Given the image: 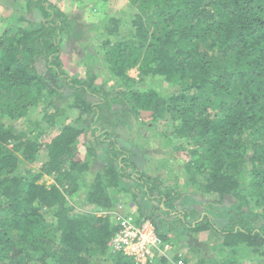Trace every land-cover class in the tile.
<instances>
[{"label":"trees","instance_id":"16d2710c","mask_svg":"<svg viewBox=\"0 0 264 264\" xmlns=\"http://www.w3.org/2000/svg\"><path fill=\"white\" fill-rule=\"evenodd\" d=\"M23 1L0 35V264H141L111 248L123 196L171 244L146 264L264 257V0H126L125 29L109 14L94 28L86 65L108 70L100 82L63 66L64 36L86 32L77 16ZM139 119L175 122L183 194L145 174L144 147L120 144ZM186 230L207 231L215 256L190 243L177 255Z\"/></svg>","mask_w":264,"mask_h":264},{"label":"rangeland","instance_id":"374dc122","mask_svg":"<svg viewBox=\"0 0 264 264\" xmlns=\"http://www.w3.org/2000/svg\"><path fill=\"white\" fill-rule=\"evenodd\" d=\"M50 1L61 7V9L66 11L70 16H77L78 24H83L82 28L86 31L82 34V38L73 39L70 40V42L67 40L66 36H64L61 50L63 66L67 71L69 70L70 73L79 72L78 74L76 73V76L78 77H85L86 73L84 70L87 68L89 71L97 74L96 82H100L102 79L107 78V76H109L108 70L101 68L99 64H93L92 66L86 65V62L89 61L88 59L91 57L89 56V52L92 53L94 51L92 46L93 43L98 41L97 38L94 37L97 34V31H95L94 28L98 26L97 22L101 23V19L109 14L110 16H119L123 29H125L128 26L129 19L131 18L134 9L126 0H85L82 3L74 0ZM24 11L23 0H0V35L9 27L11 22L9 19L12 18V15L24 14ZM39 16L40 13L37 9H32L30 13H25V17L30 18L31 20L33 19L34 22L38 20ZM84 46H86V48H84ZM127 73L136 80L138 79V70L136 68L129 69ZM145 86L146 85L139 82L137 87L143 88ZM39 113H41V111L38 109L31 115V118H37ZM72 119L73 118L69 117L66 121ZM138 124V127L133 128V133L122 131L119 138L120 144L125 145L127 148H136L137 146L140 148L144 147V154L152 161V164H149V167L144 169L145 174L147 173L149 176L155 175L158 183L160 182L161 185L168 188L173 186V188L181 189L180 193L183 194V192L186 191L185 184L189 183L187 176L184 172L182 173L178 161L174 158L176 152L173 147L178 140L175 137L173 129L175 122L171 120H162L152 124L148 119L144 121L139 119ZM136 134H139V136L134 139ZM131 141H133L135 145H133ZM134 153L135 156H137V151H134ZM152 165L153 167H151ZM38 182H44L48 185L52 182V179L48 176H43ZM193 188L194 186L192 187V185H188L187 191L192 190ZM125 198V196H123V198L121 197V200H126V202L123 203L121 212L125 214L130 212L136 218L138 216L137 210H134L133 207L130 208V205L127 206V198ZM202 198L206 200L211 197L203 196ZM129 200H133L137 204L136 201L139 199L135 198L134 200V198H130ZM229 200V202H232L234 199L230 198ZM130 203L133 202L131 201ZM153 221L158 223L157 216L153 217ZM207 233V231H204L198 234H189V231L186 230L185 236L180 242L175 243L176 247L174 252L180 257L184 256L187 254L188 250H190L189 245L192 244V246L194 245V248L199 249L200 251L202 250L204 256H215L216 248L214 245L212 244V246L208 248L206 243H204ZM167 235L171 236L172 234L167 232ZM176 264H178L177 261ZM244 264H264V257L261 256L260 258L248 260Z\"/></svg>","mask_w":264,"mask_h":264},{"label":"built area","instance_id":"2783aa9c","mask_svg":"<svg viewBox=\"0 0 264 264\" xmlns=\"http://www.w3.org/2000/svg\"><path fill=\"white\" fill-rule=\"evenodd\" d=\"M114 219L118 226L111 240L113 251H120L131 257L135 263L146 264L155 257L166 255L171 244L164 242L158 236L155 226L150 219L142 218L136 222L130 213L115 211ZM182 264L181 261H179Z\"/></svg>","mask_w":264,"mask_h":264},{"label":"crops","instance_id":"0c3cea01","mask_svg":"<svg viewBox=\"0 0 264 264\" xmlns=\"http://www.w3.org/2000/svg\"><path fill=\"white\" fill-rule=\"evenodd\" d=\"M130 204H131V203H130ZM131 207H133V208H134V210H137V209H136V207L134 206V204H133V206H131ZM128 213H129V212H128Z\"/></svg>","mask_w":264,"mask_h":264},{"label":"bare ground","instance_id":"6f19581e","mask_svg":"<svg viewBox=\"0 0 264 264\" xmlns=\"http://www.w3.org/2000/svg\"><path fill=\"white\" fill-rule=\"evenodd\" d=\"M181 262H182V261H181ZM177 263L180 264L179 261H177Z\"/></svg>","mask_w":264,"mask_h":264},{"label":"clouds","instance_id":"9594fccd","mask_svg":"<svg viewBox=\"0 0 264 264\" xmlns=\"http://www.w3.org/2000/svg\"><path fill=\"white\" fill-rule=\"evenodd\" d=\"M133 211V210H132ZM130 213V212H129ZM131 214V213H130ZM133 215V214H132ZM148 219V218H147Z\"/></svg>","mask_w":264,"mask_h":264}]
</instances>
